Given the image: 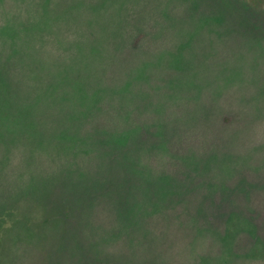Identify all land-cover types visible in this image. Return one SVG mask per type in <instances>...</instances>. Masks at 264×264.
I'll return each mask as SVG.
<instances>
[{
	"label": "rangeland",
	"instance_id": "rangeland-1",
	"mask_svg": "<svg viewBox=\"0 0 264 264\" xmlns=\"http://www.w3.org/2000/svg\"><path fill=\"white\" fill-rule=\"evenodd\" d=\"M0 264H264V0H0Z\"/></svg>",
	"mask_w": 264,
	"mask_h": 264
}]
</instances>
